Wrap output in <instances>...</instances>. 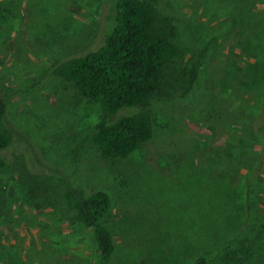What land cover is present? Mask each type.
Returning a JSON list of instances; mask_svg holds the SVG:
<instances>
[{
	"label": "rangeland",
	"instance_id": "1",
	"mask_svg": "<svg viewBox=\"0 0 264 264\" xmlns=\"http://www.w3.org/2000/svg\"><path fill=\"white\" fill-rule=\"evenodd\" d=\"M117 6L0 0V264H97L70 187L109 195L110 264H264V0H158L186 59L216 43L187 97L190 64L164 68L152 140L107 159L89 141L99 107L57 71L105 45Z\"/></svg>",
	"mask_w": 264,
	"mask_h": 264
},
{
	"label": "trees",
	"instance_id": "2",
	"mask_svg": "<svg viewBox=\"0 0 264 264\" xmlns=\"http://www.w3.org/2000/svg\"><path fill=\"white\" fill-rule=\"evenodd\" d=\"M177 35L176 23L161 13L158 0H118L116 27L105 45L58 68V76L83 103L99 107L102 116L89 141L103 158H128L152 140V107L166 66L186 60L190 68L182 97L193 92L216 40L186 59ZM6 97L0 89V121L7 115ZM10 143L9 133L0 131V151ZM74 151L78 153V149ZM241 156L243 152L238 150L236 157ZM262 168L260 163L257 169ZM256 174L252 172L247 181ZM66 198L76 222L93 234L97 264H110L115 242L103 223L111 209L109 195L103 191L86 195L70 187ZM206 263L205 258H199L195 264Z\"/></svg>",
	"mask_w": 264,
	"mask_h": 264
}]
</instances>
